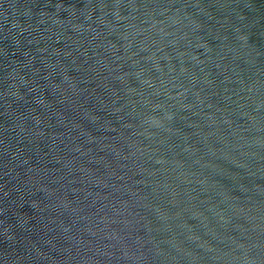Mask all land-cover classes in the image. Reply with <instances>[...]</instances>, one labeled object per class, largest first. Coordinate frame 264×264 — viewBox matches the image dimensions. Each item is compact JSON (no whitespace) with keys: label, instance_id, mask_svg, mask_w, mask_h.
Instances as JSON below:
<instances>
[{"label":"water","instance_id":"95a60500","mask_svg":"<svg viewBox=\"0 0 264 264\" xmlns=\"http://www.w3.org/2000/svg\"><path fill=\"white\" fill-rule=\"evenodd\" d=\"M0 264H264V0H0Z\"/></svg>","mask_w":264,"mask_h":264}]
</instances>
